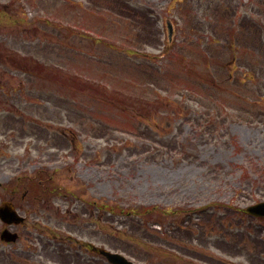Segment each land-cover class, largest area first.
Instances as JSON below:
<instances>
[{
  "label": "rangeland",
  "instance_id": "1",
  "mask_svg": "<svg viewBox=\"0 0 264 264\" xmlns=\"http://www.w3.org/2000/svg\"><path fill=\"white\" fill-rule=\"evenodd\" d=\"M3 53L31 63L19 71L0 58L2 100L16 114L0 105V148L66 159L46 172L85 195L73 201L93 210L82 216L90 240L103 213L105 247L181 264L164 244L184 240L167 230L180 212L162 210L188 200L215 209L201 223L217 225L207 239L238 241L242 229L262 241L264 222L260 233L226 207L264 199V0H0Z\"/></svg>",
  "mask_w": 264,
  "mask_h": 264
},
{
  "label": "flooded vegetation",
  "instance_id": "2",
  "mask_svg": "<svg viewBox=\"0 0 264 264\" xmlns=\"http://www.w3.org/2000/svg\"><path fill=\"white\" fill-rule=\"evenodd\" d=\"M17 185L12 187L10 191L15 194L20 190L21 187H24V183H16ZM23 195H25L24 189ZM25 222L20 224L21 226H24ZM19 226V225H18ZM17 225H14V228L18 227ZM69 226L66 225L65 228H68ZM27 238L30 243L32 244H39V247H41L40 253L38 256H32L31 254H25L24 256H21V253L19 252L18 247H14V243L5 242V250H4V262L3 264H42V260H45L46 262H50L51 259L57 261L56 256H60V263L61 264H72L73 256L72 252H70V246L69 248L64 246L65 244L62 243L61 245L58 243H51L41 244V236H24V234L18 233V239ZM20 247V246H19ZM50 249V252H47V250Z\"/></svg>",
  "mask_w": 264,
  "mask_h": 264
}]
</instances>
